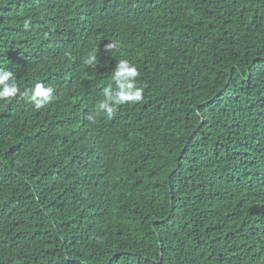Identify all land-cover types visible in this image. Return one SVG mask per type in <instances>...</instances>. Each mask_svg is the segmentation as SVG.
Wrapping results in <instances>:
<instances>
[{
    "label": "trees",
    "instance_id": "trees-1",
    "mask_svg": "<svg viewBox=\"0 0 264 264\" xmlns=\"http://www.w3.org/2000/svg\"><path fill=\"white\" fill-rule=\"evenodd\" d=\"M0 70V264H264V0H0Z\"/></svg>",
    "mask_w": 264,
    "mask_h": 264
},
{
    "label": "clouds",
    "instance_id": "clouds-1",
    "mask_svg": "<svg viewBox=\"0 0 264 264\" xmlns=\"http://www.w3.org/2000/svg\"><path fill=\"white\" fill-rule=\"evenodd\" d=\"M30 21L24 22V28L29 27ZM115 45L108 44L105 50L114 48ZM87 64L92 65L96 62L95 53H90L87 57ZM139 72L136 67L127 60H121L116 65L113 73L115 89L111 85L103 89L104 99L96 106L97 113H103L111 117L118 105L125 103H137L142 100L143 88L138 86L136 78ZM19 92L14 74L7 70H0V101L10 100ZM24 95L34 104L36 109L43 108L53 101V89L37 83L32 89L26 91ZM89 120H94V116H89Z\"/></svg>",
    "mask_w": 264,
    "mask_h": 264
}]
</instances>
